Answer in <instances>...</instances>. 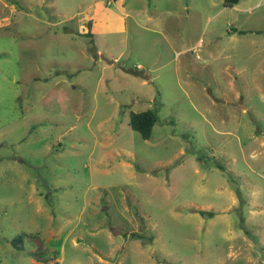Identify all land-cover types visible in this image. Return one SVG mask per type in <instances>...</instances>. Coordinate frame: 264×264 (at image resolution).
<instances>
[{
  "label": "rangeland",
  "instance_id": "1",
  "mask_svg": "<svg viewBox=\"0 0 264 264\" xmlns=\"http://www.w3.org/2000/svg\"><path fill=\"white\" fill-rule=\"evenodd\" d=\"M224 1L0 0V264H262L264 0Z\"/></svg>",
  "mask_w": 264,
  "mask_h": 264
},
{
  "label": "trees",
  "instance_id": "2",
  "mask_svg": "<svg viewBox=\"0 0 264 264\" xmlns=\"http://www.w3.org/2000/svg\"><path fill=\"white\" fill-rule=\"evenodd\" d=\"M241 0H225V6L234 7ZM90 34V33H88ZM159 119L157 111L148 110L140 113H132L130 115V127L137 133L141 135L144 140H148L152 136L153 129L157 124ZM204 214V212H202ZM138 237V235H135ZM22 242L21 238H15L12 244L18 247V244Z\"/></svg>",
  "mask_w": 264,
  "mask_h": 264
},
{
  "label": "crops",
  "instance_id": "3",
  "mask_svg": "<svg viewBox=\"0 0 264 264\" xmlns=\"http://www.w3.org/2000/svg\"><path fill=\"white\" fill-rule=\"evenodd\" d=\"M90 34H91V33H90ZM244 108L246 109V107H245V106H244ZM263 262H264V261L262 260V264H264Z\"/></svg>",
  "mask_w": 264,
  "mask_h": 264
}]
</instances>
